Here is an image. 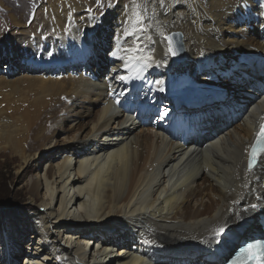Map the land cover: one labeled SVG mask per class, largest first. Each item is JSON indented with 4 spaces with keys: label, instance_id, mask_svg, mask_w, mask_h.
Masks as SVG:
<instances>
[{
    "label": "bare ground",
    "instance_id": "6f19581e",
    "mask_svg": "<svg viewBox=\"0 0 264 264\" xmlns=\"http://www.w3.org/2000/svg\"><path fill=\"white\" fill-rule=\"evenodd\" d=\"M127 2L113 3L105 28L84 13L86 5L69 0H49L40 11L36 28L48 37L44 52L55 43L56 59H65L64 49L77 54L96 35L108 39L114 31L121 38L90 50L94 57L83 67L31 65L16 74L29 82L30 97L15 95L0 109V155L17 161L27 182L24 209L31 211L24 219L13 215L12 230L0 233V264H18L23 255L21 264H222L238 236L258 233L264 164L249 171L247 163L264 124V1ZM13 21L10 43L36 55L41 35ZM139 25L149 32L148 48L136 45ZM173 32L184 37V62L170 58L165 37ZM112 43L107 55L103 46ZM12 49L15 57L32 59ZM141 55L152 59H131ZM108 56L112 69L103 75ZM243 56L247 63L239 70ZM9 58H3L2 83L18 67ZM37 70L43 73L32 74ZM183 71L200 81L180 92L169 81ZM224 87L237 92L214 99ZM163 96L204 102L175 108L189 116L179 127L167 119L171 101ZM24 220L31 243L22 250L15 225Z\"/></svg>",
    "mask_w": 264,
    "mask_h": 264
},
{
    "label": "rangeland",
    "instance_id": "374dc122",
    "mask_svg": "<svg viewBox=\"0 0 264 264\" xmlns=\"http://www.w3.org/2000/svg\"><path fill=\"white\" fill-rule=\"evenodd\" d=\"M118 1H120L121 4H123L122 6H128L127 1H129V0H69L70 3L86 5V8L84 9V13L86 12L85 14H88V16L90 15V17L93 20V23L95 20V26H97L98 28L103 23H104V25L102 28H105L106 17L111 12V8L113 7V3L118 2ZM133 1H136V0H133ZM251 1L253 3L257 2V0H251ZM263 1L264 0H260V2H263ZM48 2H49V0H0V43L6 45V46L0 45V51H1L0 52V75H5L3 72V70H5V69L3 67L6 66V62L8 60V59H3V58H5L7 56L8 57L12 56L13 58H9V59H12L13 61H15L18 64V67L15 69L16 73L9 72L10 75L12 74L10 76L11 79L7 80L9 83L6 81L10 90L8 89V87H5L4 85H2V84H5L6 82L2 83V81L0 80V88H2V89H0V109L1 110H2V108H3V110L6 108L5 102L8 101V99L14 98L15 95H16L15 96L16 99H18L20 97V95H28V97H30V95L27 94V93H29V90H30V88H29L30 86H28L29 82L21 80L20 77H18L16 75L18 73L26 72V69H25L26 66L29 68L31 65H34L38 69L39 68L42 69L43 67H53V68L60 69V68L65 67V65H67V68H65V69H70L71 66H73L75 63H77V64H80L81 67H83L84 66L83 61L84 62L86 61V63L88 64V60L90 58L93 59V57H94V56L89 54L90 50L96 51L99 44L101 45V44H105L107 41L109 42V40H111L110 39L111 37H112V39H114V38L116 39L117 37H119L118 39L121 38L114 31L112 32V34L110 36H108V39L105 37V35L104 36L96 35V42L94 43V42L83 41L82 44L79 45V50H78L77 54L69 51L68 49H64L65 59H56L57 53H55V50H54V46H56V45H55V43H49L51 46L50 47L48 46L46 48V55H45L44 49L47 45L45 41L48 37L44 36L41 32H39L36 28V25L39 21L38 16L41 15L40 11L42 10V8L44 6H47ZM67 2H68V0H59V5L60 4L63 5V3H67ZM251 5H245L244 4L243 7L249 8V7H252ZM13 18L16 19L18 22L26 25L29 29H31L32 30L31 35L35 36L36 33H39L41 35V38L38 40H35V38H33L35 41H37L39 43V44H36V47H37L36 55L32 51H29L25 48L20 49L18 47L17 42H16V44L10 43L11 39H13V41L15 42V39L13 38L15 36V34H13V32L15 30ZM243 19H244V21H247V22L254 21V18H251L250 16H248V17L246 16V18L244 17ZM115 20H116V22L119 20L118 16L115 17ZM141 27L144 30H146V28L143 25L137 26L136 35L138 38L137 39L138 42H136V45L139 48L143 49L144 48L143 42L147 41L148 34L146 35V31H144V30L139 31V29ZM114 28H115V24H114ZM253 31L254 30H251L252 34H253ZM52 36H53V39L55 40L57 33L52 35ZM44 37H46V38H44ZM141 39H142V41H141ZM116 43L118 44V43H120V41H116ZM11 44H13V49L11 48V46H12ZM113 45L114 44L112 43L111 47H108L107 45L103 46V48L106 49L107 55L108 54L110 55L111 52L113 51L112 50ZM10 49H12V50L19 49V51L21 52V55H22V53L24 54L25 52L28 53L29 55L32 56V59H31L32 61L31 60H29L28 62L26 61L27 55H24V57H23L24 60H22V58L20 56L15 57V55L12 52L7 51ZM37 50H38V53H37ZM47 53L49 54L48 56H47ZM2 55H4V56H2ZM37 55H39V56H37ZM185 56H186V52H185ZM95 58L96 59L94 60V62L98 61L97 55ZM186 59H187V56H186ZM58 60H61V61H58ZM228 60H229L228 58L225 59V61H228ZM28 63H31V64H28ZM239 63L240 64L237 66L238 67L237 69L241 70L243 67L246 66L245 63H247V59H245L243 56L239 59ZM180 64H182V63H180ZM112 65H113V62L110 61L109 56H108L107 62H105V64L101 68L102 74L103 75L109 74L111 72ZM6 72H8V71L6 70ZM69 72L71 73V75H74L73 71H69ZM42 73L40 70H37V71H35V73H32V74H37L40 76V74H42ZM94 73H95V75L100 74L98 69H97V72H94ZM191 74L192 73H190V71L173 72L172 73L173 78L169 82L175 83V89H177V91H180V92L181 91L182 92L187 91L188 88L193 86L196 82L200 81V78L198 79V77H197V73L194 74V77L196 79H194V77H191ZM14 75H16V76H14ZM12 78H13V80H12ZM27 83H28V85H27ZM12 88H13V90H12ZM15 88H18V89L16 90ZM28 88H29V90H28ZM3 89H4V91H3ZM199 91H201V92H199V93L197 92L198 94L204 95V93H203L204 89H201ZM222 91H223V93L219 92L218 94H215L214 99H216V98H230V96L235 95V94H233L235 91L237 92V90L231 89L230 87H224L222 89ZM165 97H164V100L166 99L165 101H167V102H170L172 99L169 96H165ZM218 111L219 110L216 111L217 114H218ZM63 136H64L63 133L58 135L59 138H62ZM44 164H45V162L40 163V165H44ZM44 166H46V164ZM18 169L19 168H18L17 161L14 158L10 157L9 154L4 153V154L0 155V233L1 234L6 232L7 230L9 232H10V230H12L13 222L11 219H12L13 215L17 216L16 219H18V217H21L24 219L28 215H30L29 212L31 210L28 212L24 209L25 207H27L26 205L28 204L27 202L29 201V197H28V193H27V187H26L27 182L26 181L22 182L21 178L19 177L20 175L18 174ZM40 169L41 168L34 170V172H31L30 175H37V173L39 172ZM26 179H28V178H26ZM259 220H260L259 218L256 219V221H259ZM23 222L24 223L20 228L17 225H15V226L17 227V230H18L17 234H19L18 236H20L19 237L20 241L18 242V245H19L20 249L25 250V248H23V247H25L27 244L31 243V239H29L30 238L29 227L25 223V220ZM255 225L257 226V223ZM259 229L260 228H257V230H259ZM257 232L258 231H256V233ZM237 240H236V244H233L231 246V249L234 250L235 246L242 244L243 242H245L247 240V238H242V237L238 236ZM120 248H121V246H120ZM120 248H118V249H120ZM233 250H232V252H233ZM0 252H1V249H0ZM17 254H18V252L15 253L16 256H17ZM1 255H4V254H1ZM24 258L25 257L23 255V256H21V258H19V260H16V261L18 262V264H21V263H23ZM2 264H7V263H2ZM214 264H220V263H218L217 259H216Z\"/></svg>",
    "mask_w": 264,
    "mask_h": 264
},
{
    "label": "snow or ice",
    "instance_id": "6c2138e0",
    "mask_svg": "<svg viewBox=\"0 0 264 264\" xmlns=\"http://www.w3.org/2000/svg\"><path fill=\"white\" fill-rule=\"evenodd\" d=\"M163 2H164V0H160L161 5H163ZM141 22H142L141 20L137 21V23H141ZM143 30H144L143 28L139 29V31H143ZM126 34L131 36L134 33L133 32H127V30H126ZM165 39L169 43L168 52L171 53L172 55H175V51L173 50V48L171 46L172 45V37L167 36V37H165ZM137 50H138L137 48L130 49V51H133V52H135ZM131 59H136L138 61L139 60H151L152 57L151 56L145 57V56L141 55L139 57H131ZM146 66H150V65H146ZM260 141H261V144L264 145V125H261ZM261 164H264V146H260L259 148L253 149V151L251 153V157H250L249 162H248V170L254 171V168L257 165H261ZM224 231L225 230L223 228L216 230L218 235L222 234ZM249 247H252V246L250 245ZM259 256H260L261 260H264V252H261L259 254ZM252 258L255 260V259H257V256L253 255Z\"/></svg>",
    "mask_w": 264,
    "mask_h": 264
},
{
    "label": "water",
    "instance_id": "95a60500",
    "mask_svg": "<svg viewBox=\"0 0 264 264\" xmlns=\"http://www.w3.org/2000/svg\"><path fill=\"white\" fill-rule=\"evenodd\" d=\"M170 37H172V48L175 51V55H172V59L174 61L177 62H184L186 60V56H185V48H184V44H183V35L179 32H175L172 33L170 35H168ZM167 37V36H166ZM168 47H169V43L166 40ZM206 93V92H205ZM213 94L215 93H206V97H211Z\"/></svg>",
    "mask_w": 264,
    "mask_h": 264
}]
</instances>
